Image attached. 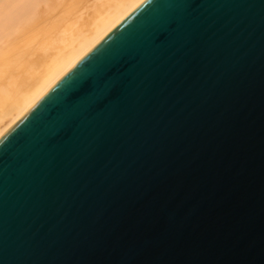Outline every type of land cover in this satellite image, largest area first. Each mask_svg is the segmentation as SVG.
<instances>
[{"label": "water", "instance_id": "1", "mask_svg": "<svg viewBox=\"0 0 264 264\" xmlns=\"http://www.w3.org/2000/svg\"><path fill=\"white\" fill-rule=\"evenodd\" d=\"M0 264H264V0H144L8 128Z\"/></svg>", "mask_w": 264, "mask_h": 264}, {"label": "bare ground", "instance_id": "2", "mask_svg": "<svg viewBox=\"0 0 264 264\" xmlns=\"http://www.w3.org/2000/svg\"><path fill=\"white\" fill-rule=\"evenodd\" d=\"M144 0H0V136Z\"/></svg>", "mask_w": 264, "mask_h": 264}]
</instances>
